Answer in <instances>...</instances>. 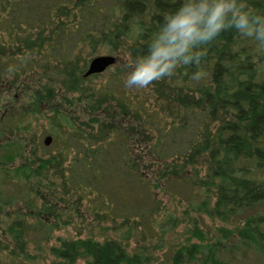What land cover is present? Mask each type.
Segmentation results:
<instances>
[{
	"label": "trees",
	"instance_id": "obj_1",
	"mask_svg": "<svg viewBox=\"0 0 264 264\" xmlns=\"http://www.w3.org/2000/svg\"><path fill=\"white\" fill-rule=\"evenodd\" d=\"M182 2L8 0L1 7L5 49L0 55V199L19 198L26 208H37L33 188L21 180L33 174L44 181L42 176L52 170L62 176L64 195L73 203H87L100 217L138 223L151 236L166 194L188 205L200 202L197 215L230 223V228L214 231L191 224L193 242L173 247L161 262L141 252L132 254L116 240L59 239L50 248L52 264H247L253 253L258 264H264V50L235 30L205 46L199 81L192 79L198 69L189 66L153 82L159 83L152 90L159 101L170 105L156 107L133 93L116 72L105 84L87 87L98 110L116 107L141 124L149 137L146 150L152 163L145 164L127 130L116 127L94 141L61 139L56 154L47 153L49 159H40L36 170L23 165L10 173L3 167L23 155L20 144L6 142L3 147V141L18 136L27 117L25 111H4L1 94L9 81L50 70L72 75L87 51L90 56L98 51L127 53L134 63L147 54L163 16ZM245 2L264 14V0ZM27 217L19 214L3 226L0 264L28 261L38 228H32Z\"/></svg>",
	"mask_w": 264,
	"mask_h": 264
},
{
	"label": "rangeland",
	"instance_id": "obj_2",
	"mask_svg": "<svg viewBox=\"0 0 264 264\" xmlns=\"http://www.w3.org/2000/svg\"><path fill=\"white\" fill-rule=\"evenodd\" d=\"M7 1L0 0V18L1 7ZM4 44L5 38L0 35V55L4 54ZM87 53L89 51L82 55V64L72 75L63 70H50L42 75L20 79L18 82L9 81L8 85L3 87L1 99L5 105L6 114L9 112L24 113L25 111V116L27 115L26 122L20 127L18 136L11 137V139L5 137L3 141V147L6 142H14L23 147L21 158L3 166L10 173H14L23 165L36 170L40 165V159H49L45 157L47 153L56 154V144L61 139L73 136L94 141V139L107 135L116 127L127 130L135 143V151L139 153V157L145 164L152 163L146 150L149 146V137L141 124L134 120L131 114L118 111L116 107L109 110H98L100 107L93 104L92 98L87 93V87H95L98 83L105 84L110 79L111 73L116 72L125 80L132 71L129 65H133L129 55L127 53L112 55L116 58L115 68L108 70L104 77L89 80L85 78V74L91 62L107 54L98 51L94 56H90ZM83 78L85 82L81 83ZM157 85L159 83H153L145 89L131 90L159 107L163 106L164 102L159 101L158 94L152 91ZM79 90L82 94H80L81 91L78 93ZM48 138L51 142L47 146ZM0 144L2 145V141ZM157 168L159 167L154 170ZM161 173L162 171L158 174L161 175ZM30 177L22 178L21 181H29L27 186L34 190L32 192L38 200H36L37 208H26L17 201L19 198L17 200L14 197L0 199V238L4 234L3 226L19 214H26L32 228H38L34 231L35 236L33 237L35 238L31 240L32 243L28 247L29 259L22 264H52L54 259L50 248L56 246L59 239L71 240L78 237H91L101 241L116 240L126 246L132 254L141 252L161 262L164 256L174 249L173 247L193 242L189 239L191 224L198 223L202 230H207L209 227L211 231L222 227L230 228V223L217 221L204 213L197 215L195 207L200 202L193 201L194 205H188L166 194L162 202V211L156 223L153 224L154 232H151V236L138 223L113 221L97 216L95 209L85 202L73 203L72 199L64 195L63 178L55 171L45 173L42 176L44 181L34 178L33 174ZM159 185L163 183L159 182ZM9 193H13V190ZM262 207L264 210V206ZM170 220L173 221V225ZM41 226L46 228H40ZM247 260V264L259 263L254 253L249 254ZM78 264H87V262L80 261ZM152 264H157V262Z\"/></svg>",
	"mask_w": 264,
	"mask_h": 264
},
{
	"label": "clouds",
	"instance_id": "obj_3",
	"mask_svg": "<svg viewBox=\"0 0 264 264\" xmlns=\"http://www.w3.org/2000/svg\"><path fill=\"white\" fill-rule=\"evenodd\" d=\"M151 37L147 54L136 59L124 83L128 89H145L155 81L173 77L181 67L195 66L192 79L207 55L206 45L223 32L235 30L264 50V14L253 11L245 0H183Z\"/></svg>",
	"mask_w": 264,
	"mask_h": 264
},
{
	"label": "water",
	"instance_id": "obj_4",
	"mask_svg": "<svg viewBox=\"0 0 264 264\" xmlns=\"http://www.w3.org/2000/svg\"><path fill=\"white\" fill-rule=\"evenodd\" d=\"M115 64H116V58L113 57L112 55L97 57L91 62L89 70L85 74V78H89L97 74H103ZM50 142L51 139L48 138L46 140V145L47 146L50 145Z\"/></svg>",
	"mask_w": 264,
	"mask_h": 264
}]
</instances>
